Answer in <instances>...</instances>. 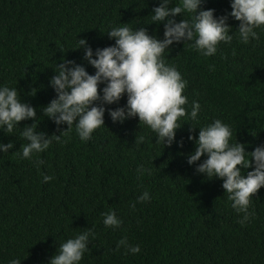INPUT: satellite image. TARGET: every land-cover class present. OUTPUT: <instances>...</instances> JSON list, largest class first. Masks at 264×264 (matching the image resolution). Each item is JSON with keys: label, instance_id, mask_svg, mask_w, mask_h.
Returning a JSON list of instances; mask_svg holds the SVG:
<instances>
[{"label": "trees", "instance_id": "obj_1", "mask_svg": "<svg viewBox=\"0 0 264 264\" xmlns=\"http://www.w3.org/2000/svg\"><path fill=\"white\" fill-rule=\"evenodd\" d=\"M159 2L0 0V85L17 87L22 101L36 108L37 131L59 135L67 125L57 126L42 111L56 96L49 83L56 64L72 60L94 74L83 47L76 48L78 40L85 39L93 51L110 46L115 41L106 31L114 24L146 27L163 38V24L151 23ZM201 8L214 9L216 16L231 11L230 0H203ZM227 22L233 40L221 42L214 56L199 54L191 42L174 43L164 53L188 81L187 109L193 100L201 105L198 120L181 118L171 146L155 143V133L138 117L111 120L107 109L124 106L126 95L105 105L104 126L89 141L80 140L74 125L62 143L53 141L39 154L44 161L39 169L18 155L27 143L20 131L32 119L19 122L13 133L0 131V142H14L0 153V264L13 258L48 264L61 240L93 226L95 237L80 264H264V187L253 196L255 217L241 225L243 214L231 208L222 180L187 163L195 148L188 136L198 137V127L217 118L231 125L232 141L245 143L246 151L264 145V27L255 29L258 40L244 44L237 39L239 21ZM136 136L145 139L135 143ZM141 164L152 175L138 178ZM43 175L53 179L44 183ZM145 189L151 200L136 203ZM109 209L123 220L120 228L104 226L101 213ZM122 237L141 251L116 250Z\"/></svg>", "mask_w": 264, "mask_h": 264}, {"label": "clouds", "instance_id": "obj_2", "mask_svg": "<svg viewBox=\"0 0 264 264\" xmlns=\"http://www.w3.org/2000/svg\"><path fill=\"white\" fill-rule=\"evenodd\" d=\"M202 3L203 0H179L173 5L172 0H160L158 6L152 8L151 23L163 24V38L150 35L146 27L137 29L120 23L111 25L106 31L115 41L110 46L93 51L85 39H79L76 48L83 47V59L95 72L89 74L82 64L72 60L56 64L55 74L49 81L56 96L42 111L57 126L67 125L59 135L37 131L36 108L22 101L17 87L0 85V131L10 134L19 122L34 121L20 131L27 143L21 145L19 157L32 161L39 169L44 163L39 154L53 141L62 143V136L71 132L73 125L80 140L89 141L94 131L104 126L105 105L118 103L125 95L124 106L107 109L111 120L123 123L126 119L138 117L140 124L143 122L155 133V143L171 146L176 131L183 125L181 118L198 120L201 105L193 100L190 111L187 109L189 102L184 91L188 81L175 65L166 62L164 53L170 52L174 43L191 42L189 46L199 54L214 56L221 42L230 44L233 40L232 28L227 22L229 17L239 21L237 39L244 44L258 40L255 29L264 27V0H230L231 11L221 16L214 15V9H202ZM178 14L183 17L179 21L175 19ZM101 84L104 85L102 88L99 87ZM198 128V137L188 136L194 141L195 148L188 154L187 163L195 164V171L209 179H221L231 208L243 214L238 222L241 225L250 222L256 215L251 209L253 196L264 187V145L246 151L245 143L236 139L232 141L231 125L218 118ZM144 139V136H136L135 143H142ZM177 143L182 146L183 142ZM13 147V141L0 142V153ZM202 156L205 157L203 160ZM249 168L251 170L245 175L242 170ZM136 173L138 178L152 175V169L141 164ZM52 179L50 175H43L42 182ZM151 198L145 189L137 196L136 203ZM136 203L130 207L135 208ZM101 216L106 228L118 229L123 224L114 209L102 212ZM93 227L61 240L48 264H80L90 250L89 242L95 237ZM121 247L131 254L141 251L140 245H130L126 237L117 242L116 250ZM9 264H21V259L13 258Z\"/></svg>", "mask_w": 264, "mask_h": 264}]
</instances>
